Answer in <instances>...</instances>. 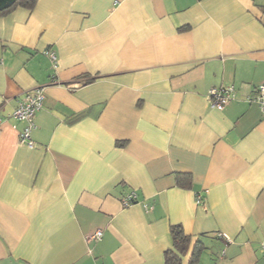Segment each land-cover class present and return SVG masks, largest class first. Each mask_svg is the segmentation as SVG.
I'll list each match as a JSON object with an SVG mask.
<instances>
[{"label":"crops","instance_id":"0c3cea01","mask_svg":"<svg viewBox=\"0 0 264 264\" xmlns=\"http://www.w3.org/2000/svg\"><path fill=\"white\" fill-rule=\"evenodd\" d=\"M260 82L264 0L0 14V264H164L173 224L190 237L181 264H264ZM228 85L212 106L210 88ZM38 86L28 147L11 112Z\"/></svg>","mask_w":264,"mask_h":264},{"label":"built area","instance_id":"2783aa9c","mask_svg":"<svg viewBox=\"0 0 264 264\" xmlns=\"http://www.w3.org/2000/svg\"><path fill=\"white\" fill-rule=\"evenodd\" d=\"M49 56L51 60L55 62V54L53 52H50ZM232 96V85H228L225 87H211L209 90L211 105L216 108H221L226 102H228L232 98ZM43 97V87H35L32 92L24 93L17 99L16 105L11 112L12 117L25 121L23 129L19 133V141L25 143L28 147H33L35 145L34 140L30 137V131L34 127V113L41 107ZM253 100L258 103L261 112L264 114V82H260L257 84ZM134 198L135 194L131 193L125 199V204H129ZM197 200H200L199 196H197ZM100 234L101 231L96 230L95 232L89 234L86 240L96 239L100 236ZM262 256L264 258V246L262 247Z\"/></svg>","mask_w":264,"mask_h":264},{"label":"trees","instance_id":"16d2710c","mask_svg":"<svg viewBox=\"0 0 264 264\" xmlns=\"http://www.w3.org/2000/svg\"><path fill=\"white\" fill-rule=\"evenodd\" d=\"M34 3L35 0H0V14L9 11L16 5H21L30 9ZM81 115L82 114H77V117ZM179 178L178 182L180 181ZM170 233L172 237V248H169L164 252V264H181V256L188 249L190 237L183 232L180 224L171 225ZM199 250L200 246L195 244L190 255V260L196 259Z\"/></svg>","mask_w":264,"mask_h":264}]
</instances>
